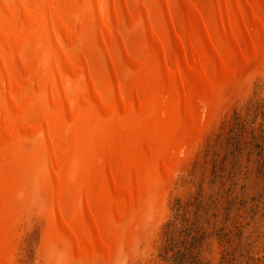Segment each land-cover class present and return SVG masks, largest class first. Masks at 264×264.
Instances as JSON below:
<instances>
[{
	"label": "bare ground",
	"instance_id": "6f19581e",
	"mask_svg": "<svg viewBox=\"0 0 264 264\" xmlns=\"http://www.w3.org/2000/svg\"><path fill=\"white\" fill-rule=\"evenodd\" d=\"M255 76L264 0H0V264H125Z\"/></svg>",
	"mask_w": 264,
	"mask_h": 264
},
{
	"label": "rangeland",
	"instance_id": "374dc122",
	"mask_svg": "<svg viewBox=\"0 0 264 264\" xmlns=\"http://www.w3.org/2000/svg\"><path fill=\"white\" fill-rule=\"evenodd\" d=\"M257 76L177 167L152 235L125 264H264V80ZM23 226L15 264H43L41 222Z\"/></svg>",
	"mask_w": 264,
	"mask_h": 264
}]
</instances>
